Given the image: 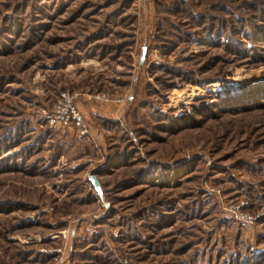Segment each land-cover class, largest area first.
<instances>
[{
	"label": "rangeland",
	"instance_id": "374dc122",
	"mask_svg": "<svg viewBox=\"0 0 264 264\" xmlns=\"http://www.w3.org/2000/svg\"><path fill=\"white\" fill-rule=\"evenodd\" d=\"M260 102L264 0H0V264H264Z\"/></svg>",
	"mask_w": 264,
	"mask_h": 264
},
{
	"label": "built area",
	"instance_id": "2783aa9c",
	"mask_svg": "<svg viewBox=\"0 0 264 264\" xmlns=\"http://www.w3.org/2000/svg\"><path fill=\"white\" fill-rule=\"evenodd\" d=\"M98 99L106 102L108 100L107 96H98ZM116 102L119 104L125 103L124 98L117 99ZM48 124L55 128H64L74 125L75 127L81 128V133L85 131V122L82 119L79 110L72 103V97L67 92L60 93L57 105L51 113L45 114L44 117Z\"/></svg>",
	"mask_w": 264,
	"mask_h": 264
},
{
	"label": "water",
	"instance_id": "95a60500",
	"mask_svg": "<svg viewBox=\"0 0 264 264\" xmlns=\"http://www.w3.org/2000/svg\"><path fill=\"white\" fill-rule=\"evenodd\" d=\"M145 53H146V48L144 47L142 49V53H141V60H140V64H142L144 62V59H145ZM88 180L90 181L91 185H92V188H94V190L99 194L101 195L102 193V190H101V185L99 183V181L97 180L96 176L93 174V175H89L88 176Z\"/></svg>",
	"mask_w": 264,
	"mask_h": 264
},
{
	"label": "trees",
	"instance_id": "16d2710c",
	"mask_svg": "<svg viewBox=\"0 0 264 264\" xmlns=\"http://www.w3.org/2000/svg\"><path fill=\"white\" fill-rule=\"evenodd\" d=\"M229 46H232V44L229 45ZM235 47L237 48L236 53H239V54H240V47H239V46H235ZM234 52H235V51H234ZM255 106L260 108V107L264 106V103H263V102L256 103ZM249 107H250V106L244 105V107H242V108H244L243 110L245 111V110H248ZM96 174H97V173L94 172V175H96Z\"/></svg>",
	"mask_w": 264,
	"mask_h": 264
},
{
	"label": "crops",
	"instance_id": "0c3cea01",
	"mask_svg": "<svg viewBox=\"0 0 264 264\" xmlns=\"http://www.w3.org/2000/svg\"><path fill=\"white\" fill-rule=\"evenodd\" d=\"M97 113H98V112H97ZM93 114H94V115H96V113H95V112H94ZM98 115H100V114L98 113Z\"/></svg>",
	"mask_w": 264,
	"mask_h": 264
}]
</instances>
